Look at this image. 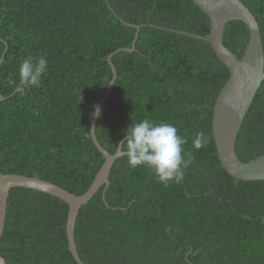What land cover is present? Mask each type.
I'll list each match as a JSON object with an SVG mask.
<instances>
[{
    "label": "trees",
    "instance_id": "1",
    "mask_svg": "<svg viewBox=\"0 0 264 264\" xmlns=\"http://www.w3.org/2000/svg\"><path fill=\"white\" fill-rule=\"evenodd\" d=\"M264 46V0H242ZM140 27V30L136 28ZM183 32V33H181ZM194 0H0V173L38 177L85 194L105 158L89 136L95 108L100 144L115 154L132 123H169L192 162L181 183L158 182L119 158L104 187L82 206L75 240L84 264H264V180L222 167L214 107L231 77ZM133 52L131 48L135 41ZM249 29L228 23L224 44L242 59ZM48 61L39 87L14 93L20 63ZM208 143L192 147L197 132ZM244 163L264 156V81L238 135ZM187 158V157H186ZM70 206L26 188L10 193L0 254L7 264H77L69 250Z\"/></svg>",
    "mask_w": 264,
    "mask_h": 264
},
{
    "label": "water",
    "instance_id": "2",
    "mask_svg": "<svg viewBox=\"0 0 264 264\" xmlns=\"http://www.w3.org/2000/svg\"><path fill=\"white\" fill-rule=\"evenodd\" d=\"M194 2L210 18L211 33L209 37H200L189 33L184 34L204 39L210 43L218 57L231 71V77L222 89L214 107L213 136L217 145L220 162L227 173L238 180L262 181L264 180V156L244 163L240 160L236 152L238 135L264 81V46L260 25L252 11L242 0H194ZM231 21H241L249 29V43L242 59H239L224 44L226 28ZM136 28L138 31L140 30V27L136 26ZM137 38L136 36L131 48L124 50L133 52L136 49ZM117 52L119 50L111 54L108 58L113 72V79L104 98L99 103L94 102L91 104L95 110L97 106L100 111L102 110L105 100L117 79V70L112 62V58ZM2 62L3 59L0 61V64ZM3 100L4 97L0 95V102ZM95 110L93 112L94 118L90 136L98 151L105 158V162L96 175L90 189L85 194L77 196L56 184L38 177L0 173V242L5 231L11 191L14 188L36 190L58 197L70 206L67 223L69 250L77 264H84L79 255L75 240V229L80 210L103 187V196L105 198L111 183V170L115 162L123 156L122 153L118 154V150L115 154H110L100 144L96 136L98 117L95 115ZM0 264H7L1 254Z\"/></svg>",
    "mask_w": 264,
    "mask_h": 264
},
{
    "label": "clouds",
    "instance_id": "3",
    "mask_svg": "<svg viewBox=\"0 0 264 264\" xmlns=\"http://www.w3.org/2000/svg\"><path fill=\"white\" fill-rule=\"evenodd\" d=\"M47 64L44 55L39 58L29 55L23 59L19 66V83L16 84L14 93L22 96L27 88L39 87L42 75L47 71ZM100 114L97 106L95 115L99 117ZM187 143V138L179 135L174 125L144 119L129 126L118 145V154L122 153L127 157V163L132 169L138 166L149 168L160 183L179 184L184 179V170L192 162L191 151L185 152L183 148ZM207 143L208 137L204 132L195 133L192 140L194 149L200 150Z\"/></svg>",
    "mask_w": 264,
    "mask_h": 264
},
{
    "label": "rangeland",
    "instance_id": "4",
    "mask_svg": "<svg viewBox=\"0 0 264 264\" xmlns=\"http://www.w3.org/2000/svg\"><path fill=\"white\" fill-rule=\"evenodd\" d=\"M89 136H90V134H89ZM97 136V135H96ZM91 137V136H90ZM98 138V137H97ZM118 150V149H117ZM117 152V151H116ZM110 153V152H109ZM111 154V153H110ZM113 155V154H112Z\"/></svg>",
    "mask_w": 264,
    "mask_h": 264
}]
</instances>
